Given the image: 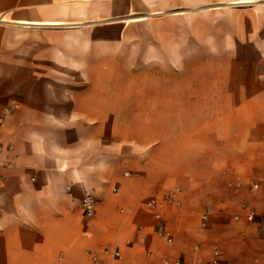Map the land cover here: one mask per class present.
<instances>
[{"label":"crops","instance_id":"0c3cea01","mask_svg":"<svg viewBox=\"0 0 264 264\" xmlns=\"http://www.w3.org/2000/svg\"><path fill=\"white\" fill-rule=\"evenodd\" d=\"M182 13L233 26L251 72H117L166 65L148 20ZM6 106L0 264H90L107 246L122 252L107 264H199L216 247L264 264V0H0Z\"/></svg>","mask_w":264,"mask_h":264},{"label":"rangeland","instance_id":"374dc122","mask_svg":"<svg viewBox=\"0 0 264 264\" xmlns=\"http://www.w3.org/2000/svg\"><path fill=\"white\" fill-rule=\"evenodd\" d=\"M194 6L201 7L197 4H194ZM181 15L184 18L181 22L172 20L171 16L148 20L152 21L151 25H155L152 30L157 35L159 34L158 36L162 35L161 53L163 59L168 62L166 65L149 64L141 67V64L134 63L136 60H129L131 64L119 68L117 72L127 74H141V72H144L206 75H246L251 72L250 50L234 48L235 44L239 42V35L235 32L233 26L220 29L217 27V18L212 20L200 16L201 14L182 13ZM160 19L168 20L161 24V22L158 23ZM226 19L232 25L235 12H229ZM171 57H173L172 60ZM170 61L173 62L170 63Z\"/></svg>","mask_w":264,"mask_h":264},{"label":"built area","instance_id":"2783aa9c","mask_svg":"<svg viewBox=\"0 0 264 264\" xmlns=\"http://www.w3.org/2000/svg\"><path fill=\"white\" fill-rule=\"evenodd\" d=\"M11 114V108L6 106L3 108L2 112L0 113V124H3L6 120L7 116ZM2 148V146H0ZM257 187V184H254ZM70 188V187H69ZM179 189H175L170 191L166 195V202L169 204L174 205H181V200L178 198L177 192ZM97 198L91 191H85L83 199H82V208L84 214L87 218H91L96 214L97 211ZM148 205L153 209L154 216L158 220L163 219V213L157 209L156 201L152 200L148 202ZM205 218L207 215L204 216ZM239 218V216H237ZM254 217L253 215H248V219L252 220ZM158 234L161 236H166L167 241L172 243L173 238L167 235L164 224H160L158 228ZM144 240V238H143ZM90 264H107L108 261H115L122 257V252L119 248H114L107 246L100 251H90ZM164 264H181V260L177 259L176 261H171L167 258L164 259ZM199 264H225L222 260V253L219 248H215L212 253V257L206 261H201Z\"/></svg>","mask_w":264,"mask_h":264},{"label":"bare ground","instance_id":"6f19581e","mask_svg":"<svg viewBox=\"0 0 264 264\" xmlns=\"http://www.w3.org/2000/svg\"><path fill=\"white\" fill-rule=\"evenodd\" d=\"M239 2H241V3H242L243 1H239ZM245 3H246V2H245ZM248 3H249V2H248ZM233 4H234V3H233ZM239 4H240V3H239Z\"/></svg>","mask_w":264,"mask_h":264}]
</instances>
